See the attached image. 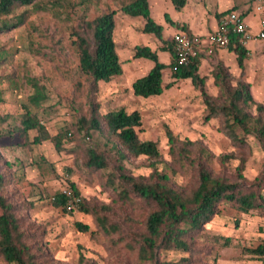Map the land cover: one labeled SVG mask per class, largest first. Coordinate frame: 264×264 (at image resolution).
Returning <instances> with one entry per match:
<instances>
[{"label": "rangeland", "instance_id": "obj_1", "mask_svg": "<svg viewBox=\"0 0 264 264\" xmlns=\"http://www.w3.org/2000/svg\"><path fill=\"white\" fill-rule=\"evenodd\" d=\"M130 1L33 0L31 5L18 6L11 14L0 16V25L3 22L14 24L0 31V174L4 179L1 194L16 206L20 224L30 236L28 242L36 254L37 264H138L137 253L127 242L132 235L136 236L133 231L143 225L150 207L136 197H132L131 202L124 201L109 183V174L114 175L119 160L107 136L78 129L80 118H89L87 92L91 79L80 71L72 35L84 21ZM114 17L116 49L122 63L127 64L132 45L142 43L140 29L133 34L134 41H130L128 34L130 39L125 42L122 27L127 16L117 11ZM123 43L127 44L128 51ZM257 54L262 58L260 68L252 66L249 70L246 66L239 74H234L224 64L221 66L227 70L233 85L238 81L248 83L255 102L264 105V49L256 48L248 59ZM144 67L141 64L143 73ZM250 71L251 79H247ZM126 73L124 71L115 81L99 82L97 100L101 113L119 108L127 112L138 109L142 118L136 128L138 137L155 141L158 146L159 161L142 155L122 160L131 175L148 177L158 170L166 173L178 188L188 190L196 184L199 145L215 157L233 155V160L224 165L214 162L216 173L234 180L236 166L244 158L243 174L247 183L264 174V152L257 139L247 135L246 146L233 144L220 131L221 119L205 118L207 108L199 90L194 92L190 83L188 89L183 84L165 88L162 95L140 101L141 98L132 96L129 91ZM26 76L39 79L46 88V99L38 106L28 104L32 89L25 83ZM210 76L211 81L205 83L206 92L213 97L221 96ZM169 78L170 75L164 84ZM25 105L44 125L48 139L34 143L33 138L39 134L37 130H30L26 136L16 131ZM251 112L256 113L254 106ZM167 128L175 136L177 148L185 146L190 150L179 164L173 162L169 152ZM57 134H63L60 149L51 139ZM189 141L193 145L188 144ZM89 148H96L104 155L106 168L87 167L86 149ZM114 182L116 185L118 180ZM71 183L88 206L110 207L101 209L100 214L120 224L126 236L119 240L121 231L112 235L101 233L91 214L76 208L68 213L55 207L51 197L71 190ZM76 222L88 225L89 230L80 231ZM197 238L191 264H264V256L250 251L264 241V210L241 213L223 204L218 214L205 224L204 234ZM159 250L161 261H178L188 255L164 247ZM0 264L10 263L0 256Z\"/></svg>", "mask_w": 264, "mask_h": 264}, {"label": "trees", "instance_id": "obj_2", "mask_svg": "<svg viewBox=\"0 0 264 264\" xmlns=\"http://www.w3.org/2000/svg\"><path fill=\"white\" fill-rule=\"evenodd\" d=\"M32 2L33 0H0V16L9 15L16 7L28 6ZM171 2L175 8L181 9L187 0H171ZM117 11H122L131 17H142L145 21L142 31L154 34L163 43V50L171 54V62L168 66L171 69L173 80L164 84L162 71L167 65L159 61L156 51L149 46L136 45L134 47L133 57L145 58L153 62L145 75L132 82L131 87L135 96L147 98L160 95L175 81L190 79L193 86L199 90L207 108L205 118L221 119L220 131L237 146H246L247 135L255 137L263 152L264 105L255 102L248 83L238 81L233 85L229 80L227 70L221 66V63H217L211 73L221 96L217 98L209 95L205 90V79L198 73L200 54L186 65H178L176 70L172 71L176 63L172 42L162 39L163 28L151 18L147 0H131L119 8L105 11L91 20L84 21L78 29L75 28L72 32L80 71L91 79L87 92L89 118H80L78 129H84L86 132L98 131L107 136L110 148L119 160L113 171L114 175L109 174V183L117 189L118 196L124 201L131 202V198L136 197L150 207L143 225L136 232L133 231L136 236L132 235L133 240L130 238L127 246L136 251L138 264L146 262L148 264H191L194 261V252L197 250L195 248L197 237L204 234L205 224L218 214L221 205L225 204L241 213H249L255 209L264 210V174L247 183L243 174L246 169L244 158L240 159L236 166L234 180L230 178L231 176L216 173L213 169L214 162L217 161L224 165L233 160V155L223 154L215 157L201 145L198 147L196 158V184L188 190L184 187L178 188L166 173L158 170H154L148 177L137 178L129 173L122 164V160L142 155L159 161L160 151L155 141L141 140L138 137L136 128L142 122L138 109L127 112L119 108L105 113L100 112V104L97 100L98 83L109 82L114 76L122 73V61L117 53L114 40V16ZM13 25L3 22L0 25V31ZM182 30L188 32L184 28ZM228 47L235 52L238 65L242 68L246 52L236 35H231ZM25 83L32 89L27 97L28 104L30 106L40 105L46 99L45 86L40 83L39 79L32 76H26ZM253 106L256 110L255 114L251 112ZM23 107L25 113L20 116V124L16 131L26 136L30 130H37L39 134L33 138L34 143L48 139L50 136L44 125L31 113L28 105ZM68 135L70 136L71 133L68 132ZM166 136L173 162L185 159V155L190 150L185 146L181 149L177 148L175 136L168 128ZM62 137L63 134H57L51 138L57 149H60ZM188 144L193 145V142L189 141ZM85 164L92 169H104L107 167V160L96 148H89L86 149ZM151 165L154 164L151 163ZM115 180H118L116 185ZM3 186L4 179L0 174V256L10 264H37L36 254L28 242L30 236L20 224L16 206L7 202L1 194ZM70 188L68 193L61 191L51 197V202L55 207H60L68 213L76 208L86 214H91L101 233L112 235L121 231L119 240L126 236L120 224L111 222L106 216L100 214L101 209L109 210L110 207L104 204L88 206L74 184L71 183ZM131 221L133 222V219ZM76 226L83 232L89 230V226L81 222H76ZM162 247L180 250L188 255L182 256L178 261H161L158 259V251ZM250 251L264 256V241Z\"/></svg>", "mask_w": 264, "mask_h": 264}, {"label": "crops", "instance_id": "obj_3", "mask_svg": "<svg viewBox=\"0 0 264 264\" xmlns=\"http://www.w3.org/2000/svg\"><path fill=\"white\" fill-rule=\"evenodd\" d=\"M147 1L149 4V14L157 24H160L162 26V39L167 42L171 41L172 35L176 31L182 30V28H184L188 31V33L199 36L203 43L209 44V34L217 29L219 21L220 19H222V17L219 16V18L218 15H221L231 10L239 11L242 14L249 29L252 32H257L260 29V20L264 14V0H187L185 6H183L181 9L175 8L171 0ZM126 16L127 18H125L124 25L122 27V35H124L127 39L125 40V42L129 41L130 39L127 38L128 34H130L129 37H131L130 41H134L135 38L133 37V34L136 33L137 29H140L139 38L141 39L142 43H136L132 45L130 50V56L129 58H126L130 60L126 62L127 64L122 63V73L120 75L114 76L109 82L117 80V77L122 76L124 71H127V81L125 82H128L129 91L131 92L132 96H134L131 87L132 82L136 78L145 75L153 65L152 61H147L148 59L145 60V58L133 57L134 47L136 45L149 46L151 49L156 51L159 61L167 65V67L164 68L162 71L163 83L166 79H168L169 75L170 78L168 81L170 82L171 80H173L171 77V69L168 66L171 62V54L169 51L163 50V43L154 34L144 33L142 31L145 22L142 17H131L127 14ZM115 33L116 25L114 30V36ZM124 36L123 39H125ZM123 46L125 51H128L127 44L123 43ZM257 46L263 49L262 46L255 41L247 42L245 44L244 48L246 55L243 59V69L246 68V66H249V70H252V66L254 67V69L258 68V66L260 68V65L262 63V58L260 55L257 54L253 57V59H248V57L251 56L255 49L259 48ZM210 48L211 51H205L200 53L198 73L200 76L204 77L205 83L211 81L210 72L212 73L214 65H216L217 63L224 64L234 74H239L242 71V68L238 65L237 62V55L232 49H230L229 47L222 48L216 45H212V47ZM128 54L129 52H125V55ZM141 64L145 66L144 73L141 70ZM251 75L252 71L248 72L247 79H251ZM188 83H190L191 89L194 92L198 91V89L193 86L190 79H180L178 81H175L174 84L169 87V89L174 86H180L182 84L185 86V89H188L190 87ZM181 93H183L182 89ZM183 94L184 96L187 95H185V93ZM160 95H162V93ZM160 95L151 96L147 98H143L140 96L137 97L141 98L138 99L141 101L153 97H158Z\"/></svg>", "mask_w": 264, "mask_h": 264}, {"label": "built area", "instance_id": "obj_4", "mask_svg": "<svg viewBox=\"0 0 264 264\" xmlns=\"http://www.w3.org/2000/svg\"><path fill=\"white\" fill-rule=\"evenodd\" d=\"M260 29L252 32L246 24L239 11L231 10L222 16L217 29L208 36L209 44L203 43L199 36L189 34L184 30L176 31L171 38L176 63L172 71L178 65H186L192 58L197 57L202 52L211 51L212 45L228 47L231 35L238 37V41L245 46L247 42H258L264 49V14L260 20ZM69 192V191H63Z\"/></svg>", "mask_w": 264, "mask_h": 264}]
</instances>
